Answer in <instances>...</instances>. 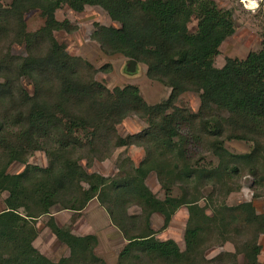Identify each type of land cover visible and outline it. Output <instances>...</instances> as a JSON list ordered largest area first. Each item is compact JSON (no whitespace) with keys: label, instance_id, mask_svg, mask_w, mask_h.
<instances>
[{"label":"trees","instance_id":"trees-1","mask_svg":"<svg viewBox=\"0 0 264 264\" xmlns=\"http://www.w3.org/2000/svg\"><path fill=\"white\" fill-rule=\"evenodd\" d=\"M64 5L78 12L86 5L106 10L120 26L96 23L91 38L106 54L143 62L150 79L171 88L169 97L151 104L136 85L110 89L98 81L93 65L71 55L55 36L56 30H71L67 20L56 18ZM35 9L45 23L29 31L25 15ZM193 16L195 31L189 27ZM235 30L233 11L216 0H12L9 5L0 0V195L8 191L7 207L0 212V264H107L96 253V234L76 235L50 215L59 206L80 216L93 199L127 241L117 264H204L205 250L229 239L243 254L239 262L237 254L229 253L233 264H260L256 234L264 232V213L252 201L228 207L213 200L224 179L231 180L244 164L264 182V40L260 50L244 59L228 57L222 67L214 64ZM13 44L23 45L27 53L15 52ZM24 78L31 81L32 92ZM188 91L200 96L197 112L177 105ZM132 114L150 125L137 135L121 136L117 125ZM141 136H151L164 148L157 165L150 167L167 189L164 199L147 185L145 169L126 172L116 191H109L105 175L88 171L92 157L104 160ZM225 139L245 140L253 148L232 153ZM202 141L206 153L218 158L217 166L205 168L189 158L188 145ZM35 151L46 153V166L30 163ZM16 162L24 168L11 173ZM209 179L214 184L211 216L208 205L189 193L171 194L176 185L188 191L190 182ZM133 203L141 206L142 216L129 212ZM182 205L189 212L184 250L172 238L159 239L151 221L154 213L162 214L165 229ZM44 215H50L47 225L68 246V256L53 260L34 245L37 220ZM216 263L222 264V258Z\"/></svg>","mask_w":264,"mask_h":264},{"label":"rangeland","instance_id":"rangeland-1","mask_svg":"<svg viewBox=\"0 0 264 264\" xmlns=\"http://www.w3.org/2000/svg\"><path fill=\"white\" fill-rule=\"evenodd\" d=\"M1 1L4 5H9L12 0ZM216 2L220 7L233 11L236 23L235 32L225 39L220 47V53L215 58L214 64L217 67H222L228 57L244 59L251 51H258L262 48L264 40V0H216ZM251 2H255V4L252 5ZM25 18L29 31H36L45 23V18L38 9L27 12ZM56 18L59 21L67 20L71 28L69 31L65 29L56 30L55 36L57 39L65 43L71 55L80 56L89 61L97 70L96 73H94V77L108 88L113 89L116 86L123 87L127 84L136 85L139 87L145 100L151 104L159 103L169 97L171 88L157 80L150 79L146 74L147 67L143 62L137 61L136 70L130 71L128 68L130 67L129 61L131 58L121 53L114 55L106 54L101 49L100 44L91 38V34L96 28V23L120 26V23L112 20L102 7L97 5H86L83 11L78 12L71 9L68 5H64L57 9ZM189 27L192 31L196 30V16H193L191 19ZM12 47L14 51L19 54L27 53L26 49L21 44H13ZM22 83L30 92L33 91V85L28 78H24ZM200 103V96L194 91L183 93L177 100L178 106L187 107L193 112L199 110ZM222 114L227 115L226 112ZM149 125L146 118H141L136 114H132L117 125V132L121 136H129L130 134L137 135L139 132L149 127ZM181 131L190 137L191 132L188 127H181ZM132 142L133 143L129 146H121L114 149L112 156L104 160L92 157L90 160L91 166L88 171L105 175L109 178V191H116L119 185H121V180L126 172L129 170L137 172L139 169H145L148 171L146 178L147 185L156 196L164 199L168 194L167 189L163 188L157 170L150 169V167L157 165L162 157L161 153L164 151L163 146L159 141L151 138V136L147 139L142 136L137 137ZM145 142L149 144L147 145L148 148L143 145ZM224 145L230 152L236 154L251 152L253 148L251 142L237 139H225ZM187 154L193 162L199 161V165L205 168L217 166L219 162L215 155L206 153L205 141L189 144ZM29 161L30 163L40 166H46L48 164V158L44 151H35L30 156ZM85 162L86 161H83V163ZM23 168V164L16 162L10 166L9 171L11 173H18L22 171ZM190 180H193V178ZM224 183H226V185ZM189 184L188 191H186L184 185L181 184L182 187L179 185L174 186L171 194L178 197L185 193H189L191 198L199 199V204L208 205L206 208L211 216L213 206L209 194L211 195L213 192L214 184L212 181L207 183L195 180ZM229 187H233L234 190L228 193L227 189ZM7 196L8 191H3L1 193L0 210L6 209L5 199ZM213 200L215 203L224 202L228 207H236L243 202L252 201L256 211L258 213H264V182H259L251 173V166L244 164L238 173L233 174L231 180L227 178L224 179L221 190L215 192ZM57 207L59 208V206ZM128 208L129 212L133 215H143L141 206L136 203L129 204ZM176 212L175 221H173L168 228H162L164 220L161 215L155 217L152 226L157 231L156 235L159 239H168L170 237H172V239H177L181 245V249L184 250L186 248L184 237L187 213L189 216L188 206L182 205ZM47 221L46 218H43V224L40 220L41 237L39 240L42 241L44 247L45 244L50 246L48 248L50 250H45L44 252H48L50 255L49 258L54 259V256H59L54 255V252L52 253L54 245L59 243L65 246L67 245L60 242L53 233L46 230L44 225L45 223L47 225ZM38 222L39 220H37V223ZM256 237L261 245L259 261L260 264H264V232L257 233ZM121 243L123 244L120 240L119 243H117V248L110 251L111 253L107 251V246L105 247L104 244H101L97 252H100L101 255H104L108 259H114L121 248ZM61 251L62 248H60L59 252L61 253ZM229 253L237 254V260L239 262L243 261V254L236 252V242L232 239L225 242H214V244L205 250L202 254V258L204 257L206 259L204 264H220L216 263V259L219 258H222V264H233L232 258L228 256ZM100 257L103 258L102 256Z\"/></svg>","mask_w":264,"mask_h":264},{"label":"crops","instance_id":"crops-1","mask_svg":"<svg viewBox=\"0 0 264 264\" xmlns=\"http://www.w3.org/2000/svg\"><path fill=\"white\" fill-rule=\"evenodd\" d=\"M3 210L1 209L0 211H3ZM75 214L76 212L74 210L59 209L57 206H55V208L52 210V213L50 215L55 218V222L59 226H71L73 233L76 235L96 234L99 238V244L96 248V253L99 256H102L106 260L107 264H116L118 260V254L127 241L126 239L123 238L120 230L113 224L107 210L98 202V200L93 199L88 203L86 208L82 210V215L77 216ZM175 214L173 215L170 224L166 228H168L171 225V223L175 221V217H176ZM50 215H44L38 219L39 222L37 223V227L39 230V236L34 241V245L38 247L41 250V252L48 257H50V255L48 254V252H44V251L45 250L49 251L50 249L48 248L50 246L45 244V247H44L42 245V241H40L39 239L41 237L40 220L44 224L43 218H46V221H47ZM159 215H161L163 218L162 214L154 213L151 217V221L153 222L155 217ZM186 220H188V213L186 215ZM44 226L46 227V230L53 233L50 226L46 225V223ZM54 236L56 237L55 234ZM120 240L123 242V244L121 243V248L119 249L118 254L117 256H115L114 259L112 258L108 259L104 255H101L100 252H97V249H99L101 244H104L105 247L107 246V251L111 253L110 251L117 248V243H119ZM174 240H176L179 247L181 248L179 241L177 239H174ZM60 248H62L61 253L59 252ZM69 252L70 250L68 249L67 246L62 245L61 243L55 244L54 247L52 248V253L54 255H59V256H54L53 260H59L61 257L63 256L65 257L68 255Z\"/></svg>","mask_w":264,"mask_h":264},{"label":"water","instance_id":"water-1","mask_svg":"<svg viewBox=\"0 0 264 264\" xmlns=\"http://www.w3.org/2000/svg\"><path fill=\"white\" fill-rule=\"evenodd\" d=\"M129 62H130V67L128 68V70L135 71L136 65H137V60L131 58Z\"/></svg>","mask_w":264,"mask_h":264},{"label":"bare ground","instance_id":"bare-ground-1","mask_svg":"<svg viewBox=\"0 0 264 264\" xmlns=\"http://www.w3.org/2000/svg\"><path fill=\"white\" fill-rule=\"evenodd\" d=\"M245 1H248V0H245ZM251 4L253 5V4H255V2H251Z\"/></svg>","mask_w":264,"mask_h":264}]
</instances>
